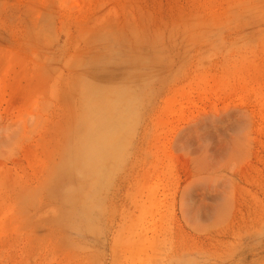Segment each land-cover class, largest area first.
Returning <instances> with one entry per match:
<instances>
[{
	"label": "rangeland",
	"instance_id": "obj_1",
	"mask_svg": "<svg viewBox=\"0 0 264 264\" xmlns=\"http://www.w3.org/2000/svg\"><path fill=\"white\" fill-rule=\"evenodd\" d=\"M0 264H264V0H0Z\"/></svg>",
	"mask_w": 264,
	"mask_h": 264
},
{
	"label": "bare ground",
	"instance_id": "obj_2",
	"mask_svg": "<svg viewBox=\"0 0 264 264\" xmlns=\"http://www.w3.org/2000/svg\"><path fill=\"white\" fill-rule=\"evenodd\" d=\"M101 112V111H100ZM111 112V111H110ZM103 119V118H102ZM114 120V119H112ZM111 120V121H112ZM103 124V123H102ZM108 129V127H105L104 125L101 126V128H99L98 130H101V133H104L106 130ZM96 158V157H95Z\"/></svg>",
	"mask_w": 264,
	"mask_h": 264
}]
</instances>
